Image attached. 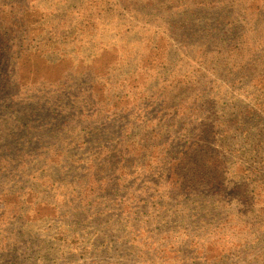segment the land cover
<instances>
[{
  "label": "trees",
  "instance_id": "16d2710c",
  "mask_svg": "<svg viewBox=\"0 0 264 264\" xmlns=\"http://www.w3.org/2000/svg\"><path fill=\"white\" fill-rule=\"evenodd\" d=\"M1 175L0 264L69 217L114 264H264V0H0Z\"/></svg>",
  "mask_w": 264,
  "mask_h": 264
},
{
  "label": "rangeland",
  "instance_id": "374dc122",
  "mask_svg": "<svg viewBox=\"0 0 264 264\" xmlns=\"http://www.w3.org/2000/svg\"><path fill=\"white\" fill-rule=\"evenodd\" d=\"M53 5V3H51ZM55 7V6H54ZM81 85L72 88L77 91ZM43 137L37 146L43 153L48 143ZM9 163V162H8ZM18 165H13V168ZM3 175L0 176V183ZM3 184V183H1ZM11 188V187H10ZM17 195H20L17 193ZM25 193L22 192L21 196ZM87 220V219H86ZM124 225L108 223L104 218L96 222L80 225L72 218L40 220L33 225H25L23 244L28 256L20 264H114L122 260L117 256L118 248L125 244L128 232ZM118 257V258H117Z\"/></svg>",
  "mask_w": 264,
  "mask_h": 264
}]
</instances>
